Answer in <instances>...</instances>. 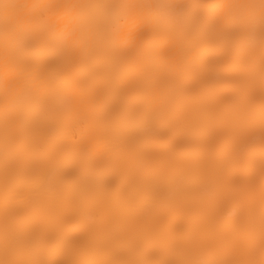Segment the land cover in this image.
<instances>
[{
	"label": "snow or ice",
	"instance_id": "obj_1",
	"mask_svg": "<svg viewBox=\"0 0 264 264\" xmlns=\"http://www.w3.org/2000/svg\"><path fill=\"white\" fill-rule=\"evenodd\" d=\"M0 264H264V0H0Z\"/></svg>",
	"mask_w": 264,
	"mask_h": 264
}]
</instances>
